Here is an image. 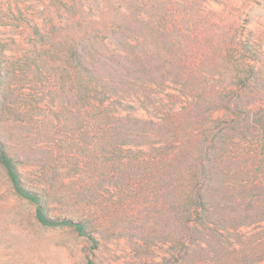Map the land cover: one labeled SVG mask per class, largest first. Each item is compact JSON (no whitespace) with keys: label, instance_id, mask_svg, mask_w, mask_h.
Here are the masks:
<instances>
[{"label":"trees","instance_id":"obj_1","mask_svg":"<svg viewBox=\"0 0 264 264\" xmlns=\"http://www.w3.org/2000/svg\"><path fill=\"white\" fill-rule=\"evenodd\" d=\"M125 14L118 24L86 20L84 33L70 41L64 57L68 70L64 62L59 66L67 72L68 99L79 114L72 112L70 124H79L86 139L79 150L71 142L55 157L42 158L43 180L32 186L19 163L32 162L35 152L30 140L15 136L5 124L4 117L14 112L6 106L0 58V167L16 194L35 205L41 225L71 226L93 247L91 227L101 224L97 209L103 187L116 189L127 216L135 198L161 201L162 243L184 244L194 232L200 242L210 240L208 233L225 231L233 214L235 224L263 219L264 108L253 110L239 99L246 87L245 72L238 67L248 47L241 40L228 41L224 27L217 26L220 33L212 40L210 28L193 26L185 20L189 13L177 7L163 9L158 20L127 19ZM96 29L104 36L95 35ZM212 58L219 77H229L232 85L210 82ZM138 106L153 109L157 117L121 113ZM217 111L235 116L218 119L212 116ZM248 136L254 138L249 149L242 141ZM64 167L77 173L78 183L71 188L63 186ZM105 176L115 183L105 186ZM81 195L92 218L50 215L54 199ZM250 206L254 211L238 218L240 208ZM87 264H95L94 259L88 257Z\"/></svg>","mask_w":264,"mask_h":264},{"label":"rangeland","instance_id":"obj_2","mask_svg":"<svg viewBox=\"0 0 264 264\" xmlns=\"http://www.w3.org/2000/svg\"><path fill=\"white\" fill-rule=\"evenodd\" d=\"M174 7L188 12L185 20L193 26L210 28L212 40L216 41L220 33L217 26L224 27L228 41L241 40L248 47L238 67L245 72L242 84L246 87L239 99L253 110L264 108V0H0L3 85L7 89V109L14 112L4 119L15 136L30 140L35 152L32 162L19 163L31 186L43 180L42 158L55 157L71 142L79 150L86 139L79 124H70L71 116L78 112L68 99L69 85L64 78L67 72L59 66L63 62L66 66L64 57L69 43L84 33L86 20L109 19L118 24L122 13L127 14V19L158 20L163 9ZM94 32L104 36L98 29ZM226 60L232 63V57ZM215 62L212 58V64L208 65L215 74L210 76V82L232 85L229 77H219ZM236 67L229 65L230 70ZM128 111L141 118L157 117L153 109L148 112L140 106L121 113ZM212 116L229 121L235 115L217 111ZM253 139L242 137L247 149L251 148ZM64 168L63 186L71 188L73 183H78L74 180L77 173ZM260 172L264 175L263 165ZM103 180L105 186L114 182L106 176ZM262 198L261 211L264 210ZM85 203L83 195L56 198L49 205V213L75 220L92 218L94 212ZM131 206L128 211L132 214H123L116 189H101L97 209L101 224L91 227L96 238L93 247L87 236L71 226L41 225L35 217V205L16 194L0 167V264H87L88 257L95 264H264V218L251 224L241 221L235 224L230 210L231 220L225 231L209 232L211 239L203 242L195 238L194 232V237H188L184 244L174 245L162 243L161 201L135 198ZM252 208H240L238 218L254 211ZM120 228L123 234L119 233Z\"/></svg>","mask_w":264,"mask_h":264}]
</instances>
